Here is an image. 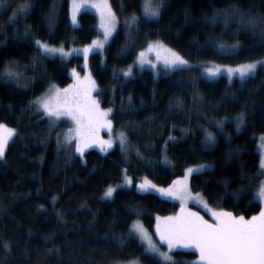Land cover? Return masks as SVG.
I'll return each mask as SVG.
<instances>
[{
    "label": "trees",
    "instance_id": "1",
    "mask_svg": "<svg viewBox=\"0 0 264 264\" xmlns=\"http://www.w3.org/2000/svg\"><path fill=\"white\" fill-rule=\"evenodd\" d=\"M114 11L123 24L125 16L131 8L125 12L120 11V0H109ZM229 2L235 0H170L169 7L164 13L163 19L157 23L143 25L142 32L150 33L142 35L141 40L159 39L164 41L169 47L179 50L193 63L197 60H208L223 64H238L246 56L258 58L264 55V51L259 48H251L255 41L248 35L241 33L239 36L224 34L223 42L233 43L240 40L245 51L239 57H227L214 55L209 49L198 52L195 45L191 43L195 38L199 44L204 45L208 36L219 37L223 25L213 28L205 25L202 20L203 15H211L213 8H223ZM247 7L250 0H239ZM50 0H40L43 7H37L33 15L21 22L33 25V32L39 37L47 38V31L44 26L41 13L47 10ZM255 11L264 12V7L260 6L256 0ZM15 6V4H13ZM189 8L191 15L188 23L183 15L184 9ZM69 5L65 0L64 7L60 13L58 27L51 40L53 44H60L61 41L72 42L74 45H81L90 42L97 35L96 15L89 10H82L78 15V26H72L69 20ZM4 9H0V20H5ZM236 25L233 24L229 33L234 31ZM177 30L180 36L176 37ZM9 34L11 28L8 29ZM3 37H0L2 39ZM123 28L120 34L103 55L98 53L89 56V68L96 81L97 87L101 90L100 98L102 106L109 107L107 101L112 96L111 87L118 81L112 79V71L115 68L120 71L129 65L134 56L127 58H116L117 46L123 41ZM30 45L19 43L18 46L10 47L0 59L6 57H16L21 63L27 62V57L32 54ZM82 56L74 55L68 59L64 66L57 67V64L46 62L45 67L48 77L43 80L38 79L36 84L29 91L16 89L14 85H0V104L5 107L0 108V120L8 123L10 127H16L26 138L23 141L17 140L8 152L7 175L0 174V199L3 200L7 211L0 217V241H12L13 247L10 255L6 258L0 252V264H96V261H107L109 258L119 255L124 259H131L139 255L142 249L136 247V242L131 241V247L119 252L114 241L102 239L110 223H113L112 231L117 235L126 231L127 212L125 206L129 203H139L143 215L138 217L148 228L153 229L156 216H165L177 211L178 202L159 196L156 193L140 195L135 188L130 190L117 191L113 202L101 201L103 189L121 180L122 169L127 168L128 174L134 179L147 176L154 183L166 186L178 176L184 173L187 166L209 163L214 166L211 173L205 172L203 175L194 176L190 179V188L193 192H201L209 204L216 208L229 210L235 214L250 216L257 213L261 204L258 200H252L249 195H244L239 201L233 200L231 196H224V188L217 182L220 180H231L229 191H234L241 186L237 179L241 164L244 171L253 175L259 168V152L257 149L258 134H264V71H258L255 78H249L241 84L238 78L231 83L228 78L220 75L214 80L208 81L195 79L200 76V69L192 72H177L171 76L161 75L159 78L153 76V72L148 69L139 70L135 78L116 88L115 106L117 114L114 117L117 126L121 121L133 120L140 124L138 131L130 135V140L139 148L145 160H140L134 155L131 161L126 162L119 147H116L110 154L105 155L99 150L90 148L86 150V166L82 165L79 158L74 159L70 164L65 165L66 152L61 151L59 157L56 152V137L54 131L47 145V149L37 143L39 138H43L48 131L47 120H42L40 116L24 114V118L17 124L16 117L20 115L19 108L36 95H40L47 88L49 79L58 86L66 85L70 80L69 70L71 67H81ZM105 60L106 64H101ZM41 69L37 68L36 75ZM32 76L34 73L29 70L25 73ZM180 83L177 84L176 82ZM202 97L200 104H193V88ZM155 90V96L153 91ZM131 93L134 97V104L139 107L141 101L145 105L144 110L135 113L120 114V96L125 99ZM227 93L228 97L235 96V100L229 99L228 103H220ZM178 98L183 101V108H170V99ZM14 105L13 112L6 108L8 103ZM247 104V108L243 105ZM154 105V106H153ZM213 106H216L215 108ZM241 111H246L249 115L246 126L241 132H237L234 123H226L222 135H218L217 144L213 148H205L201 143L203 133L198 125H202L209 131H216L209 127L207 121L218 120L224 117L233 118ZM153 117L152 122L146 118ZM231 120V119H229ZM175 125V130L170 131ZM191 128L193 134H189L181 140L176 147L169 145L168 158L172 165L163 166L157 164L153 167L148 163L160 161L162 159V148L169 135L181 137L180 129ZM36 133V138L30 134ZM231 137V143H227L225 137ZM155 145L154 150L146 151L144 145ZM24 145H27L25 147ZM242 148L244 154L239 159L229 161V149ZM44 154L45 161L41 164L35 158ZM95 167V171L93 168ZM262 176L256 181L258 185ZM205 181H208L205 183ZM246 183V182H245ZM37 189H41L37 195ZM255 191V188H253ZM30 193L29 198L21 195L16 202H12L9 193ZM59 194V202L55 209L63 212V223L57 222V216L50 203L53 195ZM87 201L89 208L80 209L82 201ZM44 205L46 211L37 212V206ZM91 209V211H89ZM92 212H96L94 226L89 228V222L93 221ZM29 229L32 236H28ZM57 233L56 239L45 243L43 237L48 234ZM66 233V235H65ZM67 245L65 247L64 245ZM53 245L61 246V255L55 253L47 258H41L44 248H51ZM27 249V255L25 254ZM92 257V261L87 258ZM173 257L178 261H187L188 264H195L196 252L193 250L176 249ZM145 264H153L145 259Z\"/></svg>",
    "mask_w": 264,
    "mask_h": 264
},
{
    "label": "snow or ice",
    "instance_id": "2",
    "mask_svg": "<svg viewBox=\"0 0 264 264\" xmlns=\"http://www.w3.org/2000/svg\"><path fill=\"white\" fill-rule=\"evenodd\" d=\"M69 5L68 15L71 24L78 26V15L82 9L91 7L96 10L99 17V23L96 26L97 35L90 43L85 44L82 48L66 49L65 42L61 41L59 45L51 43L55 35L60 13L64 7L65 0H50L47 10L41 13L44 26L47 31V38L39 37L33 32V25L23 24L21 31L20 24L22 21L30 18L36 11L37 7H43L40 0H0V9L5 10L6 19L0 20V55L7 51L10 47L18 46L19 43L30 45L32 54L27 57L26 63L16 57H6L0 59V85H14L16 89L29 91L36 84L37 80H43L48 77V71L45 67L46 62L57 64V67L64 66L68 59L74 55H81L84 59V67H88V60L91 54L98 53L103 55L105 51L111 47L116 37L123 28V41L117 46L116 58L123 59L128 56H134L131 64L125 69L117 71L113 68L112 79L118 81V85L111 87L112 96L107 101L110 105L103 108V101L98 98L101 90L97 87L96 81L92 79L90 74H86L83 79L75 68L71 70L74 83L69 84L65 88L58 87L49 79L46 90L40 95H36L29 99L26 104L19 108L20 115L16 117L17 124L24 118L25 113L40 116L42 120L48 121V131L43 138H39L37 143L47 149V145L51 139L53 131H55L60 123L67 119L72 122L73 127L66 132L56 133V152L57 157L61 151L66 152L65 165L70 164L74 159L79 158L82 165L86 166L85 160L86 150L98 147L99 151L105 155L110 154L119 147L122 155L127 157L129 149L132 147L130 135L134 131H138L140 124L136 121H121L117 126L114 117L117 114L115 106L116 88L123 87L126 83L135 78L136 70H143L148 67L152 70L154 79L161 75L167 77L177 72H192L194 69H200V76L195 79L214 80L219 75L226 74L229 82L238 78L241 84H244L249 78H255L258 71H264V55L258 58H251L249 55L238 63L236 66L213 63L208 60H197L195 63L187 58L179 50L169 47L164 41L141 40V36H147L150 33L142 32L143 25L148 23H159L163 19L164 13L167 11L170 0H120V11L123 13L127 9L128 14L121 21L117 12L113 10L109 0H67ZM15 4V6H13ZM260 6L264 7V0H259ZM257 7L256 0H250L247 7L240 3L239 0L229 2L223 8H213L211 15H203L202 20L205 25L215 28L223 25L222 32L219 37H207L204 45L193 38L191 43L196 46L198 52L211 50L214 55L227 57H239L240 53L245 51L244 45L240 40L233 43L223 42L224 34L239 36L244 33L251 37L255 43L251 48H259L264 51V12L255 11ZM185 22L188 23L191 10L185 8L183 12ZM235 24L234 31L229 33L231 26ZM11 28L9 34L8 29ZM177 30L176 37L180 36ZM101 64H106L105 60ZM41 69L39 75L35 74L36 69ZM31 70L34 75L27 76L25 73ZM177 84L180 82L177 81ZM264 84V80L261 81ZM193 104H200L202 97L193 88ZM95 93V95H94ZM155 96V90L153 91ZM229 99L235 100L233 95L228 97L227 93L220 103H228ZM154 106V105H153ZM5 107L0 104V108ZM170 108L182 109L183 101L174 98L170 99ZM214 108L216 106H213ZM247 108V104L243 105ZM9 112H13L14 105L10 102L6 106ZM143 101L139 107L134 104V97L131 93L125 97L120 96L119 113H135L144 110ZM246 111H241L237 116L229 120L224 117L218 120H209V127L216 129L215 132L209 131L202 125H198L203 133L201 143L205 148H213L217 144L218 135H222L226 123H234L237 132H241L246 126L248 118ZM148 122L154 120L153 117L146 118ZM173 125L170 131L175 130ZM101 129H106L108 139H102L99 135ZM181 137L169 135L165 140L162 148V160L152 161L148 159V163L153 167L157 164L163 166L172 165V161L168 158L169 145L176 147L181 140L185 139L189 134H193L191 128L180 129ZM36 138V133L30 134ZM26 136L21 133L18 128L10 127L8 123L0 120V170L6 169L8 165V152L11 146L19 141L25 140ZM227 143H231V137H225ZM27 147V145H24ZM146 151H152L155 148L153 144L144 145ZM260 162L258 171L249 175L244 171V165L241 164V171L237 179L241 182V186L234 191H229V187L233 181L220 180L217 183L224 188V196H231L233 200L239 201L244 195H249L252 200H258L264 203V180L258 185L256 181L264 176V135L260 140ZM135 154L138 159L145 160L146 157L137 147ZM244 154V149H229L228 158L239 159ZM41 164L45 161L42 153L35 158ZM95 171V167L93 168ZM123 173L122 181L116 184L107 185L99 197L101 201L113 202L115 193L122 190H130L135 188L140 195L158 193L160 196L178 200L180 202V211L172 216H156L155 220V236L158 241L153 240L152 235L144 227L142 221L138 219L143 215L141 205L139 203H129L125 206L127 212V221L125 224L126 231L117 235L112 231L113 223H110L105 236L102 239L116 242L119 252L131 247L130 242L135 241L136 247L142 249L139 255L133 256L131 259H124L119 255L109 258L107 261H96V264H145V259L152 261L153 264H188L187 261H178L173 257L176 249H195L199 253L198 261L195 264H264V208H261L257 215L251 218H245L243 215H234L232 212L224 210H213L209 208V202L204 199L201 192H195L190 188V179L194 176L203 175L205 172L214 171L211 164H197L187 167L183 176L175 179L166 188L158 186L147 176L139 182H135L134 178L128 175V169L121 170ZM0 174L7 175V171H0ZM208 181H205L207 183ZM246 182V183H245ZM255 188V191H253ZM41 189H37L39 195ZM23 195L26 199L30 197V193H9L12 202H16ZM59 194L51 197L50 203L57 216V222L63 223L64 213L55 209L59 202ZM190 201L202 204L207 212L210 213L212 221L205 219L199 212L191 211L187 207ZM80 209H88L87 201H82L79 205ZM46 211L44 205L37 206V212ZM7 208L0 199V217H2ZM91 211V209H89ZM93 221L89 222V228L94 226L96 212H92ZM66 235V233H65ZM28 236H32L29 229ZM57 233L52 232L43 237L45 243L55 240ZM67 247V245H64ZM13 247L12 241H0V252L6 258L10 255ZM166 249V250H165ZM56 254L61 255V246L53 245L51 248H44L41 258ZM27 255V249H25ZM92 261V257L87 258Z\"/></svg>",
    "mask_w": 264,
    "mask_h": 264
},
{
    "label": "rangeland",
    "instance_id": "3",
    "mask_svg": "<svg viewBox=\"0 0 264 264\" xmlns=\"http://www.w3.org/2000/svg\"><path fill=\"white\" fill-rule=\"evenodd\" d=\"M82 10H89V11H91V12H93L95 15H96V18H97V25H98V23H99V17H98V14L96 13V10L94 9V8H91V7H88V8H85V9H82ZM69 20H70V16H69ZM70 24H71V20H70ZM78 24H79V19H78ZM72 25V24H71ZM73 26V25H72ZM95 38V37H94ZM152 40H156V39H152ZM91 42V41H90ZM90 42H88V43H90ZM69 44H68V46H66V49H69V48H73V47H75V48H82L85 44H88V43H85V44H81V45H74L72 42H68ZM55 45H59V44H55ZM81 56V55H80ZM83 58V57H82ZM213 63H216V64H219V65H221V66H224V65H230V66H236L237 64H223V63H218V62H214V61H212ZM132 63V62H131ZM130 63V64H131ZM127 66H125L124 68H122V69H125ZM73 68H75L76 69V71L80 74V77L83 79V77L86 75V74H90L91 75V77H92V79H94V77H93V75H92V73H91V71H90V68H89V61H88V67L87 68H85L84 67V59H82V63H81V67L80 68H77V67H71L70 68V70H69V74H70V77H71V80L66 84V85H63V86H58V87H60V88H65V87H67L69 84H72V83H74V78H73V76H72V73H71V70L73 69ZM121 69V70H122ZM145 69H148V70H151L150 68H148V67H145ZM140 69H137L136 70V72L137 71H139ZM152 71V70H151ZM201 71V70H200ZM220 76V75H219ZM223 76H225V77H227L226 76V74H223ZM217 78V77H216ZM95 80V79H94ZM43 93V92H42ZM94 95H95V93H94ZM102 106V105H101ZM103 108H106V107H104V106H102ZM234 118V117H233ZM229 119H232V118H229ZM48 122V121H47ZM71 127H73V125H72V122L70 121V120H67V119H65V120H63L61 123H60V125H59V127L54 131V135H55V137H56V133L57 132H61V133H63V132H66L69 128H71ZM214 132V131H213ZM99 135H100V137L102 138V139H108V133H107V130L106 129H101L100 130V133H99ZM262 135H264V134H258L257 136H256V138H257V149H258V152H259V157H260V148H259V145H260V140H261V136ZM131 144H132V147L129 149V154L127 155V157H125L124 155H123V157H124V160L126 161V162H129V161H131V159H132V157L134 156V155H136L135 154V146L133 145V143L131 142ZM94 149H97V150H99V148L98 147H93ZM90 149V148H89ZM260 159H261V157L259 158V162H260ZM162 160V159H161ZM170 160V159H169ZM201 164V163H200ZM204 164H209V163H204ZM195 165H197V164H194V165H190V166H195ZM190 166H187V167H190ZM186 167V168H187ZM185 168V169H186ZM184 174V173H183ZM183 174L181 175V176H183ZM129 175V174H128ZM129 176H131V175H129ZM181 176H178V177H176L175 179H178V178H180ZM132 177V176H131ZM122 178H123V173H122V177H121V180L120 181H118V182H115V183H113V184H116V183H119V182H121L122 181ZM144 178V176H141V177H139L138 179H134V181L135 182H139L141 179H143ZM175 179H173V180H175ZM172 180V181H173ZM261 180H264V176H262V178H261ZM171 181V182H172ZM171 182H170V184H171ZM158 186H161V187H167L168 185H166V186H162V185H159V184H157ZM133 188H134V186H133ZM193 193H195V192H193ZM156 194H158V193H156ZM102 195V194H101ZM159 195V194H158ZM203 195V194H202ZM160 196V195H159ZM162 197V196H161ZM203 197H204V195H203ZM165 198V197H164ZM168 199H170V198H168ZM204 199L206 200V198L204 197ZM171 200H173V199H171ZM174 201H176V202H178V204H179V206H178V208H177V211H175L174 213H171V214H168V215H165V216H161V217H166V216H172V215H175V214H177L179 211H180V202L178 201V200H174ZM261 204V208H264V203H260ZM187 207L189 208V209H191V211H195V212H199L200 213V215H202V216H204V218L205 219H207V220H209L210 222L212 221V217H211V215H210V213L209 212H207L206 211V209L203 207V205L202 204H199V203H196V202H194V201H190L189 203H188V205H187ZM209 208H211V209H213V210H224V211H229V210H225V209H221V208H216V207H213V206H211L210 204H209ZM261 208H260V210H261ZM260 210L257 212V213H255V214H252V215H250V216H245V218L247 219V218H251L252 216H254V215H257L259 212H260ZM229 212H231V211H229ZM233 213V212H232ZM234 215H237V216H239V215H242V214H235V213H233ZM244 216V215H243ZM156 223V222H155ZM144 225V224H143ZM144 227L148 230V232L152 235V237H153V240H156V241H158V237H156L155 236V225H154V227H153V229H148L145 225H144ZM180 249H182V248H180ZM166 250V249H165ZM182 250H193V251H195V249H182ZM196 252V251H195ZM198 257H199V253H197L196 252V258H195V262L196 261H198Z\"/></svg>",
    "mask_w": 264,
    "mask_h": 264
}]
</instances>
